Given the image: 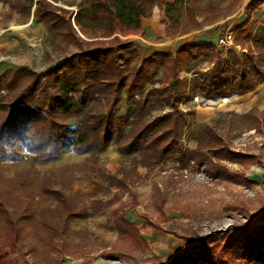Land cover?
<instances>
[{
	"label": "rangeland",
	"instance_id": "374dc122",
	"mask_svg": "<svg viewBox=\"0 0 264 264\" xmlns=\"http://www.w3.org/2000/svg\"><path fill=\"white\" fill-rule=\"evenodd\" d=\"M37 1L0 0V75L20 69L42 73L85 49L88 42L113 37L137 48L139 64L156 52L174 55L183 44L197 41L211 43L223 53L232 52L241 58L250 43L246 37L237 41L238 26L249 16L246 28L251 37L257 36L264 13V5L247 11V0H167L171 5L169 17L164 8L154 7L148 18L140 19L139 29L135 31L117 32L109 39L78 34L81 42L67 43L34 18ZM45 1L75 14L91 0ZM227 34L232 36V42L224 50L218 47V40ZM121 57L127 58L123 53ZM210 69V58L200 57L185 60L177 75L193 86V80L200 74H208ZM170 74L169 64L161 66L155 72L154 84L146 89L159 88L169 81ZM263 89L260 85L246 95L217 100H206L197 92L191 101L178 106L184 115V146L205 151L208 145L202 131L205 126L217 123L220 134L235 151L253 155L251 166L223 162L231 173L251 181L250 185L214 181L198 167L180 170L174 162L134 167L131 157L120 155L117 146H111L106 156L100 154L97 161L87 155L67 153L59 161L48 164L34 163L32 154L19 149L25 155L23 160L0 162L1 199L11 216L28 208L37 228L42 223L54 226L58 231L53 238L58 250L47 255L40 239L43 231L39 228L34 232L30 227L31 235L13 251L3 248L2 255H7L13 264H149L152 258L166 263L175 252L181 257L192 254L198 238L211 236L218 240L232 227L263 213L264 125L260 132L254 131L253 122L247 117L250 111L264 112ZM109 106V100H94L88 110L106 113ZM169 111L163 102L153 101V108L146 110L141 121ZM115 113L122 119L135 118L124 95ZM67 124L73 126L75 120L69 119ZM128 134L127 128L124 143ZM107 174L117 179L126 177V188H106ZM46 178L57 183L56 190L87 206L94 200L107 202L117 198V201L95 216L66 221L56 210L57 203L41 195ZM64 184L67 188L62 190ZM119 207L123 208L125 220L138 227L143 244L134 245L119 238L110 222L113 211ZM5 237L1 222L0 242Z\"/></svg>",
	"mask_w": 264,
	"mask_h": 264
},
{
	"label": "trees",
	"instance_id": "16d2710c",
	"mask_svg": "<svg viewBox=\"0 0 264 264\" xmlns=\"http://www.w3.org/2000/svg\"><path fill=\"white\" fill-rule=\"evenodd\" d=\"M247 1L249 12L264 5V0ZM154 7L164 8L169 17L171 5L167 0H91L75 14L38 0L34 18L59 39L79 43L78 34L109 39L117 32L135 31L139 29L140 19L148 18ZM249 18L237 28V41L246 37L250 43L241 58L232 52L225 54L211 43L197 41L183 44L174 55L156 52L139 64L137 48L130 42L113 37L106 41L88 42L85 49L42 73L28 69L2 73L0 162L23 160L25 155L19 149L32 154V161L39 164L57 162L67 153L87 155L97 161L100 154L111 146H117L120 155L131 157L134 167L149 168L174 162L180 170L198 167L214 181L252 184L245 177L231 173L223 162L251 166L254 164L253 155L235 151L220 134L217 123L205 126L202 131L208 145L205 151L184 146V115L178 107L183 101H191L197 92L206 100H217L243 96L264 85V13L263 25L257 36L251 37L246 28ZM122 53L126 59L121 57ZM200 57L210 58L211 69L208 74H200L193 80L194 85L189 86L187 79L178 77L177 71L185 60L193 61ZM165 64H169L171 72L169 81L159 88L147 90V85L154 84L155 72ZM2 91L6 94H1ZM122 95L132 107V115L135 114L132 121L129 116L122 119L115 113ZM101 99L110 102L106 113L88 110L91 102ZM153 101L163 102L170 111L142 122L146 110L153 108ZM247 117L253 122L252 130L260 132L264 125V112L250 111ZM69 119L75 120L73 126L67 124ZM127 128L128 141L124 143ZM104 180L106 188L123 189L128 179H117L107 174ZM56 184L46 178L41 195L57 203L56 210L66 221L95 216L117 201V198L107 202L94 200L87 206L56 190ZM66 188L64 184L61 189ZM1 222L4 223L6 237L0 242V264H13L7 255H2V250L8 247L13 251L21 245L31 235L30 227L34 232L39 228L43 231L40 239L47 255L58 250L53 239L58 232L54 226L42 223L37 228L28 208L11 216L0 194ZM110 222L120 239L130 240L134 245L143 244L138 227L125 220L122 207L113 211ZM211 238H198L192 254L186 257L175 252L166 263L152 258L149 264H190L194 261L204 264H264V212L232 227L218 240Z\"/></svg>",
	"mask_w": 264,
	"mask_h": 264
},
{
	"label": "built area",
	"instance_id": "2783aa9c",
	"mask_svg": "<svg viewBox=\"0 0 264 264\" xmlns=\"http://www.w3.org/2000/svg\"><path fill=\"white\" fill-rule=\"evenodd\" d=\"M232 42V36L230 34L225 35L223 38L218 40V47L219 48H226L231 44Z\"/></svg>",
	"mask_w": 264,
	"mask_h": 264
},
{
	"label": "crops",
	"instance_id": "0c3cea01",
	"mask_svg": "<svg viewBox=\"0 0 264 264\" xmlns=\"http://www.w3.org/2000/svg\"><path fill=\"white\" fill-rule=\"evenodd\" d=\"M264 12V11H263ZM264 86V85H263ZM264 90V89H263ZM262 91V90H261ZM111 149L109 148L106 152H104V153H102V155L103 154H105V156L109 153V151H110Z\"/></svg>",
	"mask_w": 264,
	"mask_h": 264
}]
</instances>
